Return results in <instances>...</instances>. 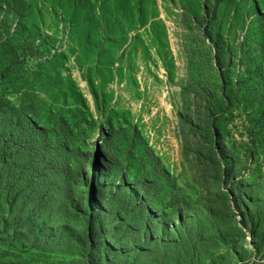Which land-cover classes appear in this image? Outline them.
<instances>
[{
	"label": "rangeland",
	"instance_id": "obj_1",
	"mask_svg": "<svg viewBox=\"0 0 264 264\" xmlns=\"http://www.w3.org/2000/svg\"><path fill=\"white\" fill-rule=\"evenodd\" d=\"M216 3L222 70L264 75V0H0V97L35 96L61 148L0 264H264V119L219 103Z\"/></svg>",
	"mask_w": 264,
	"mask_h": 264
},
{
	"label": "trees",
	"instance_id": "obj_2",
	"mask_svg": "<svg viewBox=\"0 0 264 264\" xmlns=\"http://www.w3.org/2000/svg\"><path fill=\"white\" fill-rule=\"evenodd\" d=\"M218 8V3H216L212 9L204 8L203 13L207 22L204 34L207 40L213 44L214 59L221 71L219 75V103L233 107L236 104L247 102L249 108L257 109L256 115L264 119V75L262 70L258 67L257 77L240 78L236 81L222 70L229 56L223 45L222 35L212 28L217 18ZM0 47L4 48L3 55L8 58L7 62L3 56L0 58L1 79L13 74L11 62L16 56L13 47L8 42L1 43ZM35 98L33 95L24 93L19 97L18 103L14 105L8 98L0 97V220H5V224L7 219L2 218L1 214H11L13 218V212H15L13 222L17 224L23 221L28 222L32 218L35 206L40 203V194L32 192L39 188L36 176L53 171L55 167L59 166L54 155L59 156L61 148L59 145L53 147L45 145L49 134L36 121V118L40 117V111L35 103ZM52 111L49 110L47 119H55ZM60 120V123L56 120L53 126L69 130L66 121L63 118ZM8 126L10 129H7ZM212 128H214L215 135L218 129L214 126ZM150 158V163L157 171L163 172V169H159L155 156L151 155ZM29 212L30 215L27 216ZM86 233L88 239L92 240L90 230Z\"/></svg>",
	"mask_w": 264,
	"mask_h": 264
}]
</instances>
